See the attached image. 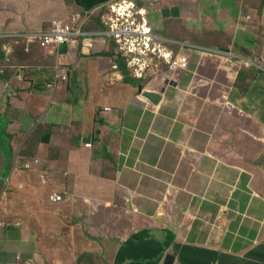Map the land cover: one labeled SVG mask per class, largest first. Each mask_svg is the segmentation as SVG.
Listing matches in <instances>:
<instances>
[{
  "label": "crops",
  "instance_id": "crops-1",
  "mask_svg": "<svg viewBox=\"0 0 264 264\" xmlns=\"http://www.w3.org/2000/svg\"><path fill=\"white\" fill-rule=\"evenodd\" d=\"M111 1L0 0V264H264V0H132L190 61L143 80ZM56 21L69 45L29 41Z\"/></svg>",
  "mask_w": 264,
  "mask_h": 264
},
{
  "label": "built area",
  "instance_id": "built-area-1",
  "mask_svg": "<svg viewBox=\"0 0 264 264\" xmlns=\"http://www.w3.org/2000/svg\"><path fill=\"white\" fill-rule=\"evenodd\" d=\"M108 6L109 16H105L103 20L104 25L107 28L109 26V33L107 35L114 38L117 48L125 54L123 56L129 58L126 59L121 56L135 78L143 80L146 77V74L152 65L149 67V70L146 71L145 66H140V62H145L147 64L149 62L147 59H149L150 55H159L161 58L157 57L158 60H162L166 65H169L171 73H176L179 70L187 71L189 69V58L183 54L184 51H187L185 50L186 47L183 46L179 55L174 51H168V49L163 48V45H161L163 42L151 33L150 28H147L145 12L137 6L136 1L112 0ZM136 16L140 17L142 20V29L147 28L149 30H143L140 32L138 28L129 30L126 27V24H128L129 21L133 22V27H136L134 24L137 22L134 20ZM75 35L77 34H75L70 25L61 21H56L52 23L49 32L40 33L32 37L29 41L38 44L42 49L61 48L69 45ZM155 45L157 48L153 47ZM202 51L217 54V52L211 50ZM135 67L136 69H134ZM57 78H61L63 81L67 80L66 76H58ZM86 148H91V145H87ZM37 163L38 161H35L34 165ZM23 169L26 171H32V163H25ZM49 201L53 204H60L63 202V195L53 193L50 195Z\"/></svg>",
  "mask_w": 264,
  "mask_h": 264
},
{
  "label": "rangeland",
  "instance_id": "rangeland-1",
  "mask_svg": "<svg viewBox=\"0 0 264 264\" xmlns=\"http://www.w3.org/2000/svg\"><path fill=\"white\" fill-rule=\"evenodd\" d=\"M8 1H10V3H11V5H15V3L16 2H19L20 0H8ZM126 1V0H125ZM109 5V4H108ZM109 7V6H108ZM5 11H8V10H5ZM144 12H145V10H144ZM136 13V12H135ZM145 15H146V12H145ZM105 16H109V8H107V9H105V11H104V15H103V17L102 18H104ZM145 19H146V16H145ZM134 20H136L137 22L136 23H134L135 25H136V27H133L132 26V24H133V22H131V21H129V23L128 24H126V27L129 29V30H133L134 28H138V30H140V32H142L143 30H149V29H147V28H150L151 29V25H150V23H149V21L146 19V22H147V28H145V29H142V25H143V23H142V20L140 19V17H138V16H136L135 18H134ZM101 22H103V19H102V21ZM106 27V26H105ZM104 27V31L105 32H107V34L109 33V26H108V28L106 27L105 28ZM155 27H157V26H155ZM74 30V29H73ZM75 31V30H74ZM161 31H163V27H161ZM151 33H153L152 32V29H151ZM153 35H154V33H153ZM161 45H163V48H165V49H167L165 46H164V44H161ZM28 46V45H27ZM153 47H155V48H157L156 47V45L155 46H153ZM6 51L8 52L9 51V49L8 48H6V49H3L2 51H0V57L2 56V55H4V57H3V63H7V64H10V55H8V53H6ZM168 51H173V50H170V49H168ZM3 52H5V53H3ZM117 54L118 55H121V56H123V55H125L123 52H121L120 51V49H117ZM124 58H126V59H129L128 57H125V56H123ZM157 57H159V55L158 56H152V55H150V57H149V59H147V60H149V62L146 64L145 62H140L141 64H140V66H145V69H146V71L147 70H149V67L151 66V68H150V70H152L153 68H154V66L155 65H157L158 64V62H163L164 63V61H162V60H158V58ZM159 58H161V57H159ZM122 60L124 61V59L122 58ZM165 64V63H164ZM163 64V65H164ZM165 66V68L166 69H168L169 71H170V69H169V65H164ZM134 69H136V67L134 68ZM149 70V71H150ZM180 71V70H179ZM178 72V71H177ZM67 261H68V257H66L65 258ZM86 260V261H85ZM68 264H73V263H68ZM79 264H93L91 261H88V259H84L82 262H80Z\"/></svg>",
  "mask_w": 264,
  "mask_h": 264
},
{
  "label": "trees",
  "instance_id": "trees-1",
  "mask_svg": "<svg viewBox=\"0 0 264 264\" xmlns=\"http://www.w3.org/2000/svg\"><path fill=\"white\" fill-rule=\"evenodd\" d=\"M0 51H2V44H0ZM4 53V52H3ZM4 57V55H2ZM0 57V59L3 61V57ZM121 61L119 62V67L122 70L123 74L125 75V77H127L126 75V63L120 59ZM8 128V124L7 126H4L0 123V146L3 148H7L10 145V140H9V136L6 134V130ZM84 259H88V261H91V257L89 254H83L82 256L79 257L78 259V264L80 262H82ZM86 261V260H85Z\"/></svg>",
  "mask_w": 264,
  "mask_h": 264
},
{
  "label": "water",
  "instance_id": "water-1",
  "mask_svg": "<svg viewBox=\"0 0 264 264\" xmlns=\"http://www.w3.org/2000/svg\"><path fill=\"white\" fill-rule=\"evenodd\" d=\"M143 97L147 99L153 106L159 107V105L163 101V97L161 94H157L150 91H145L143 93ZM176 257L174 255L169 254L167 257L166 264H175Z\"/></svg>",
  "mask_w": 264,
  "mask_h": 264
}]
</instances>
